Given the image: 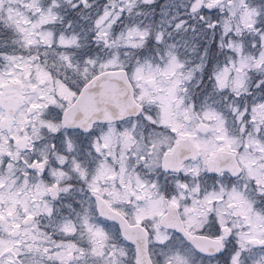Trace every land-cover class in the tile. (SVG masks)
<instances>
[{
	"label": "snow or ice",
	"instance_id": "1",
	"mask_svg": "<svg viewBox=\"0 0 264 264\" xmlns=\"http://www.w3.org/2000/svg\"><path fill=\"white\" fill-rule=\"evenodd\" d=\"M0 264H264V0H0Z\"/></svg>",
	"mask_w": 264,
	"mask_h": 264
}]
</instances>
